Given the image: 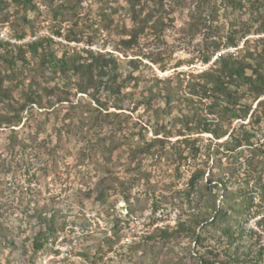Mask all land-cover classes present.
<instances>
[{"label": "trees", "instance_id": "1", "mask_svg": "<svg viewBox=\"0 0 264 264\" xmlns=\"http://www.w3.org/2000/svg\"><path fill=\"white\" fill-rule=\"evenodd\" d=\"M83 1L10 0L22 11L24 23L39 14L40 2L57 23L56 35L85 45L58 53L55 41L46 35L15 44L13 54L3 56L7 68L0 70V127L21 123L27 106L49 110L66 104L65 118L74 122L69 131L86 142L95 137L90 146L106 160L113 153L128 151L131 163L138 156L164 159L178 175L179 165L202 154L203 164L193 166L184 188L175 192L187 208L183 218H177L173 226L155 225L129 247L136 251L159 241L172 244L182 236L203 249L190 252L197 264H259L264 249L247 246L239 251L238 244L231 249L243 231L235 232L225 222L236 193L229 183L237 170H245V182L252 179L254 190L264 197V0H90L89 4L96 5L93 18L80 14ZM5 6L6 0H0L1 11ZM63 21H68L64 33ZM169 33L190 45L188 58L170 64L173 71L166 76L135 74L140 65L150 67L143 58L160 71L169 67L174 50L167 45ZM101 34L111 38L114 49L124 57L130 51V57L120 59L104 46L91 48ZM24 35L21 32L18 39ZM4 45L9 44L0 40V47ZM194 60L207 65L198 70L178 69ZM6 79L14 86L3 84ZM137 109L142 112L136 120L132 113ZM147 127L150 137L145 134ZM201 133L210 134L203 144L200 135H192ZM173 134L178 138L170 140ZM15 136L11 127L13 143ZM210 158L226 172L207 173L204 165ZM223 158L232 159V168H222ZM140 161L141 157L135 165ZM116 185L128 202L131 186L112 174L95 180L97 199L103 200ZM215 187L221 189V204ZM242 198L247 219L253 196L246 193ZM157 203L152 202L153 212ZM30 217L39 224L32 237V249L39 251L63 226L56 225L55 214L46 211L45 205L34 208ZM218 230L215 241L225 244L222 250L205 244ZM118 236L115 229L104 236L102 245L107 251Z\"/></svg>", "mask_w": 264, "mask_h": 264}, {"label": "rangeland", "instance_id": "2", "mask_svg": "<svg viewBox=\"0 0 264 264\" xmlns=\"http://www.w3.org/2000/svg\"><path fill=\"white\" fill-rule=\"evenodd\" d=\"M84 0L80 14L87 18L95 17V4ZM90 5V6H88ZM39 14L29 23L22 21V11L15 4L6 0V6L0 10V40L9 45L0 47V70L7 68L4 55L11 56L13 46L32 40L33 36L46 35L54 41L57 52L68 50L73 46H84L83 42H67L63 36L56 35V21L51 19V12L39 2ZM10 13L9 19H4ZM34 16V15H33ZM181 21L179 18L178 23ZM68 21H63L61 29ZM25 35L18 39V34ZM105 39V40H103ZM167 45L174 46L169 67L160 71L155 65L150 67L140 65L135 74L148 76L151 72L166 76L173 71L170 64L178 58H188L190 45L176 39L171 33L166 35ZM194 42V41H192ZM61 43V44H60ZM104 46L120 59L129 58L113 47L111 38L100 35L91 48ZM199 60L192 64H182L179 70H198L206 67ZM143 78V77H141ZM3 84L14 86V82L6 79ZM16 98V91L12 93ZM255 102L252 107H254ZM68 105L60 104L49 110L40 109L36 105L27 106L23 111L21 123L13 126L0 127V264H197L193 250H201L187 237H178L174 243L155 242L146 248L136 251L129 247L133 240L137 241L144 234L157 226H173L177 218L186 214V205L175 196V192L184 188L187 177L193 166H201L205 160L201 154L194 161L183 162L179 171L164 159L138 156L141 161L138 166L130 161L128 151L113 153L110 160L102 157V153L90 146V142L78 140L69 131L74 122L65 118ZM109 110H113L111 107ZM68 112V111H67ZM142 109L132 113L133 119H138ZM141 119V118H140ZM248 117L245 119L247 121ZM237 120L232 122L235 125ZM16 131L13 141H10V128ZM146 137L152 136L150 127L145 130ZM200 135L199 142L203 144L210 134ZM259 137L262 134L258 135ZM177 135L169 137L170 140ZM226 138L224 136L218 141ZM263 138H260V141ZM23 142V146L19 142ZM203 152V151H201ZM248 153V151H244ZM232 159L223 158L222 168H232ZM237 166V164H234ZM209 170L226 172L214 164L212 158L205 163ZM108 170L110 172H106ZM242 168L233 173L229 187L236 192L231 201L225 224L235 232L242 230V237L232 245H239V251L250 246L253 250L264 249V197L253 188V180L245 182ZM103 174H112L129 183V201H125L120 187L107 190L103 200L97 199L94 187L95 180ZM144 175L148 179H144ZM147 180V181H146ZM218 194L217 203L221 204V189H213ZM253 196L254 205L251 213L244 219L243 205L246 193ZM158 201L155 212L152 202ZM46 207V211L55 214L56 225L59 228L55 236L39 251L32 249V237L39 229L36 219L30 217L34 208ZM130 213H127L128 210ZM224 223H221L223 225ZM118 230V239L111 251L102 245L104 236H110L113 230ZM216 237H209L205 244L222 250L224 243L216 242ZM223 240V238H222ZM219 252V251H218ZM219 257H224L220 251ZM259 264H264V255Z\"/></svg>", "mask_w": 264, "mask_h": 264}, {"label": "built area", "instance_id": "3", "mask_svg": "<svg viewBox=\"0 0 264 264\" xmlns=\"http://www.w3.org/2000/svg\"><path fill=\"white\" fill-rule=\"evenodd\" d=\"M37 36H33L32 39L36 38Z\"/></svg>", "mask_w": 264, "mask_h": 264}]
</instances>
